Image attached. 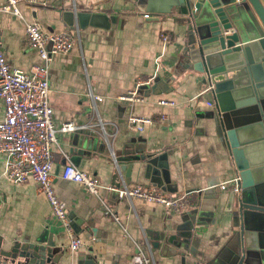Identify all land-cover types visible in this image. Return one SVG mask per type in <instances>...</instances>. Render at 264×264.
I'll list each match as a JSON object with an SVG mask.
<instances>
[{"label":"crops","instance_id":"crops-1","mask_svg":"<svg viewBox=\"0 0 264 264\" xmlns=\"http://www.w3.org/2000/svg\"><path fill=\"white\" fill-rule=\"evenodd\" d=\"M5 2L0 0V6ZM174 2L43 0L37 10H23L28 20L40 22L48 31L71 30L75 34L74 48L69 53L56 55L50 64L51 105L56 122L72 120L89 127L59 134L53 150L56 155L53 174L55 190L68 212L74 211L78 217L87 219L77 232L86 244L76 253L70 251L66 229L54 216L39 184L33 180L19 184L10 181L5 161L0 157V234L5 238H23L48 227L65 246L60 264H70L72 260L75 264H130L137 253L134 240L146 255L152 253L154 264H201L202 258L212 260L216 256H227L239 233L233 226L232 214L225 212L231 191L222 190L217 195L215 213L204 211L201 223L196 226L198 244L193 249L178 248L167 238L178 233V226L185 224L181 217L195 208L198 194L192 196L188 207L180 213H167L162 204L139 198L129 201L114 197L108 187L115 184L116 164L90 107L89 92L104 97L99 103L100 116L112 151L120 155L125 144L136 135L128 126L130 114L167 115L166 123L146 127L137 139V146H143L147 153L167 155L164 162L169 165L173 186L177 188L175 192L167 191L169 196L219 186L239 176L233 158L211 121L204 118V112L211 108L206 89L193 72H180L181 68L175 66L181 61L184 28L177 21L179 15ZM262 2L264 4V0ZM71 6L117 16L116 25L104 28L76 24L71 27L63 17V12ZM150 14H160L161 19L151 20ZM162 33L170 36L166 46ZM0 35L8 60L14 66L29 71L42 63L36 50L26 42L25 22L18 16L0 12ZM261 35L253 32L249 39ZM156 69L159 82L153 84L151 90H143V101L131 104L119 100L136 87L140 77L149 76ZM168 72L173 73L172 79L171 75L167 76ZM160 99L174 101L176 105L159 104ZM4 116V105L0 101V121ZM67 162L100 178V196L61 177ZM124 175L130 176L131 186L154 185L130 168ZM107 209L113 213H108ZM125 229L130 237L124 236ZM148 230H152L151 235L147 234ZM164 234V240L156 239Z\"/></svg>","mask_w":264,"mask_h":264},{"label":"water","instance_id":"water-1","mask_svg":"<svg viewBox=\"0 0 264 264\" xmlns=\"http://www.w3.org/2000/svg\"><path fill=\"white\" fill-rule=\"evenodd\" d=\"M174 1L177 21L184 28L181 61L175 66L180 72H193L206 89L211 108L204 112V118L211 121L241 178L240 191L230 192L225 209L239 230L237 245L234 238L227 256L202 258L201 264H264V4L262 0ZM70 8L63 17L71 27L116 25L117 16L80 6ZM148 18L160 20L161 15L150 14ZM253 32L262 35L249 39ZM167 76L172 79L173 73ZM157 82L158 76L144 90H151ZM140 134L136 132L125 144L123 154L114 152V186L120 187L122 180L130 184V176L124 175L130 168L150 183L175 192L169 165L164 162L167 155L147 153L143 146H137ZM221 191L220 186H214L198 192L195 208L181 217L185 224L167 240L178 248L193 249L198 244L196 226L204 211L216 212ZM112 194L118 197L116 192ZM69 218L76 232L87 221L74 211L69 212ZM165 238L164 234L156 239ZM64 255L63 242L48 227L23 238L8 239L0 234V264H60Z\"/></svg>","mask_w":264,"mask_h":264},{"label":"built area","instance_id":"built-area-1","mask_svg":"<svg viewBox=\"0 0 264 264\" xmlns=\"http://www.w3.org/2000/svg\"><path fill=\"white\" fill-rule=\"evenodd\" d=\"M40 2L43 0H6L5 4L0 6V12L11 13L25 22L26 42L36 50L42 60L41 64L33 66L29 71L14 66L8 60L0 35V101L3 102L5 111L4 119L0 121V157L5 161L6 176L10 181L19 184L33 180L39 184L41 192L50 203L54 216L66 229L70 251L76 253L86 242L73 229L66 204L55 190L53 171L56 155L53 150L58 144L60 133L75 132L89 126L88 124L79 125L72 120L63 122L55 120L50 97V64L56 55L69 53L74 48L75 34L71 30L48 31L40 22L28 20L23 10L35 11ZM161 38L166 46L170 40L169 34L162 33ZM157 71L156 69L153 74L140 77L136 81V87L120 96L119 100L131 104L143 101L145 98L143 90L152 85ZM89 97L91 110L98 118V125L114 157L111 141L99 111V103L104 100V97L92 92H89ZM159 104L173 106L176 102L160 99ZM208 105L211 104L208 103ZM167 120V115L151 117L130 114L128 126L132 131L142 133L147 126L155 123L163 124ZM61 177L64 180L79 183L89 193L100 196L102 187L100 178L83 171L72 162L64 165ZM219 186L223 191L239 192L241 178L236 176ZM108 190L111 193L116 192L120 199L127 198L133 201L134 198H139L162 204L167 213L182 212L192 201V196L202 191L201 189L189 190L178 196H169L166 190L157 185L131 186L124 180L120 187L109 186ZM107 212L113 213L111 209H107ZM115 218L119 220L118 217ZM124 236L130 237L127 230ZM134 244L137 247V253L130 264H154L155 259L152 253L146 255L137 241L134 240ZM148 245L150 247L149 243ZM70 264H75V261L72 260Z\"/></svg>","mask_w":264,"mask_h":264}]
</instances>
